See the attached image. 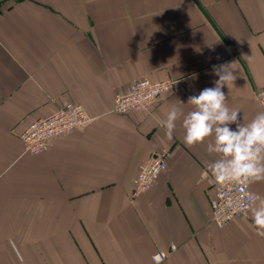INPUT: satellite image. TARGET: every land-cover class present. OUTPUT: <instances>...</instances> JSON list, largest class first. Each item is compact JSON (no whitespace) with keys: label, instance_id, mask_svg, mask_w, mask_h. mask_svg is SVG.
I'll use <instances>...</instances> for the list:
<instances>
[{"label":"crops","instance_id":"0c3cea01","mask_svg":"<svg viewBox=\"0 0 264 264\" xmlns=\"http://www.w3.org/2000/svg\"><path fill=\"white\" fill-rule=\"evenodd\" d=\"M232 65L227 104L248 123L264 89V0H0V264H264L251 211L214 221L205 144L169 139L172 104L213 87ZM177 82L151 108L114 113L140 79ZM69 104L93 118L26 155L20 135ZM168 167L132 199L140 169ZM264 197V181L251 184Z\"/></svg>","mask_w":264,"mask_h":264},{"label":"clouds","instance_id":"9594fccd","mask_svg":"<svg viewBox=\"0 0 264 264\" xmlns=\"http://www.w3.org/2000/svg\"><path fill=\"white\" fill-rule=\"evenodd\" d=\"M233 64L214 65L212 74L218 78L213 81L214 86L190 96L186 104L180 102L192 106L187 113L172 104L161 123L169 139L173 138L176 122L182 120L183 142L187 146L207 141V152L216 157L207 168L216 181L248 185L264 181V92L258 94L261 110L245 123L240 110L226 102L228 95L224 89L237 78ZM240 207L251 211L257 234L264 236V197L245 191ZM163 259L161 253L153 256L154 264H162Z\"/></svg>","mask_w":264,"mask_h":264},{"label":"built area","instance_id":"2783aa9c","mask_svg":"<svg viewBox=\"0 0 264 264\" xmlns=\"http://www.w3.org/2000/svg\"><path fill=\"white\" fill-rule=\"evenodd\" d=\"M176 85L177 82L169 78L157 82L150 78L137 80L127 92L115 96L113 111L119 115L137 111L149 112L163 94L172 90ZM260 92H264V89L258 90L257 100ZM92 121L93 118L81 105L69 104L61 107L54 114L32 122L20 135L24 153L30 156L43 155L50 149L52 140L73 130L84 128ZM167 157L168 153L158 155L141 167L135 181L132 198L141 195V193L149 192L154 187L161 178L160 176L167 170ZM215 188L216 199L213 205V215L218 226H223V224L237 219V217H244L250 212L249 209L240 207L243 203L244 192H253L250 184L218 182ZM157 253L163 255L162 263L168 260L167 253Z\"/></svg>","mask_w":264,"mask_h":264},{"label":"bare ground","instance_id":"6f19581e","mask_svg":"<svg viewBox=\"0 0 264 264\" xmlns=\"http://www.w3.org/2000/svg\"><path fill=\"white\" fill-rule=\"evenodd\" d=\"M258 101V100H257ZM258 104H259V102H258ZM137 178V177H136ZM137 180V179H136ZM135 185V184H134ZM250 187H251V184H250ZM252 188V187H251ZM134 190V189H133ZM254 192V191H253ZM146 193V192H145ZM142 194V193H141ZM140 196V195H139ZM138 197V196H137ZM131 198H132V196H131ZM136 198V197H135ZM135 198H132V199H135ZM248 215V214H247ZM246 215V216H247ZM245 217V216H244ZM165 253V252H164Z\"/></svg>","mask_w":264,"mask_h":264}]
</instances>
